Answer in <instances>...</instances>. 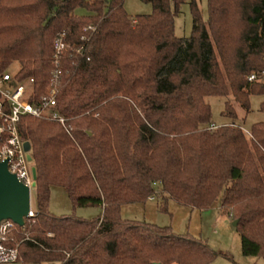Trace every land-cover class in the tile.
<instances>
[{
    "label": "trees",
    "instance_id": "trees-1",
    "mask_svg": "<svg viewBox=\"0 0 264 264\" xmlns=\"http://www.w3.org/2000/svg\"><path fill=\"white\" fill-rule=\"evenodd\" d=\"M142 1L150 14L130 15L126 0H0V75L19 63L34 105L57 77L53 110L66 120L19 123L37 170L35 216L7 243L21 264H212L206 241L123 219L159 190L166 205L220 201L243 255L264 259V121L250 135L217 126L206 101L227 99L222 116L238 120L234 101L249 114L264 97V0H207V21L191 0L188 38L175 25L186 0ZM58 39L70 46L59 57ZM54 187L100 216L53 215Z\"/></svg>",
    "mask_w": 264,
    "mask_h": 264
},
{
    "label": "rangeland",
    "instance_id": "rangeland-1",
    "mask_svg": "<svg viewBox=\"0 0 264 264\" xmlns=\"http://www.w3.org/2000/svg\"><path fill=\"white\" fill-rule=\"evenodd\" d=\"M191 0L181 7V13L175 19L177 37L188 38L192 35L194 24L190 9ZM199 6L205 21L209 18V8L207 0H200ZM125 9L130 15H148L153 10L150 4L142 0H126ZM78 14L86 15L87 11L78 10ZM20 64L15 63L6 74L11 77L19 71ZM28 83V88L31 84ZM227 99L221 97H210L206 101L212 106V116L217 126L230 125L235 122L250 135V129L253 124L264 121V112L260 111L261 103L264 97L253 96L252 109L249 114L234 101L239 119L233 120L222 116L225 110ZM232 100V99H231ZM233 101V100H232ZM34 167V163L30 161ZM158 188V186H157ZM160 192V190H159ZM155 194V200H148L146 203L124 205L121 211L123 219L142 221L162 228H172L177 235H191L194 238L201 239L209 243L217 259L212 264H264V259L257 257H246L243 255L242 241L240 233L236 226H233L234 217L222 214L220 210V201L213 208L208 210L192 209L188 206L180 205L173 199H170L167 205L163 202L160 193ZM50 212L55 216L75 215L85 219L93 220L100 216L102 209L99 207L74 209L72 201L67 192L62 187H54L51 191ZM32 208L37 210L36 189L32 190ZM22 263V262H21ZM19 263V264H21Z\"/></svg>",
    "mask_w": 264,
    "mask_h": 264
},
{
    "label": "built area",
    "instance_id": "built-area-1",
    "mask_svg": "<svg viewBox=\"0 0 264 264\" xmlns=\"http://www.w3.org/2000/svg\"><path fill=\"white\" fill-rule=\"evenodd\" d=\"M57 57L70 49L63 39L55 42ZM55 77L53 84L55 85ZM255 81L256 76L252 75L249 79ZM34 80L30 81L33 84ZM28 83L17 84L15 77L8 74L0 75V161L7 162L11 173L15 174L18 180L25 186L34 189L33 167L30 165L29 153L25 151V141L20 135V122L27 115L33 118L47 117L48 119L60 122L66 126L65 118L57 111H54L57 101V92L52 85L48 93L42 97L40 104L30 103L27 97ZM155 200V196L151 197ZM35 212L31 208L30 217H34ZM28 220V219H27ZM26 220V221H27ZM19 226L12 221H4L0 226V264H19L22 257L18 245L15 248L8 247L7 243L11 235Z\"/></svg>",
    "mask_w": 264,
    "mask_h": 264
},
{
    "label": "water",
    "instance_id": "water-1",
    "mask_svg": "<svg viewBox=\"0 0 264 264\" xmlns=\"http://www.w3.org/2000/svg\"><path fill=\"white\" fill-rule=\"evenodd\" d=\"M25 151H31V143H25ZM29 155V161H33ZM34 174V189L37 188V170L32 169ZM32 192L31 188L21 183L17 176L9 171L8 163L0 161V226L4 221H12L20 227L26 226V220L32 208ZM238 221L233 222V226L237 227ZM162 264V263H157Z\"/></svg>",
    "mask_w": 264,
    "mask_h": 264
},
{
    "label": "crops",
    "instance_id": "crops-1",
    "mask_svg": "<svg viewBox=\"0 0 264 264\" xmlns=\"http://www.w3.org/2000/svg\"><path fill=\"white\" fill-rule=\"evenodd\" d=\"M30 85V84H29ZM31 86V85H30ZM33 162V161H32Z\"/></svg>",
    "mask_w": 264,
    "mask_h": 264
}]
</instances>
